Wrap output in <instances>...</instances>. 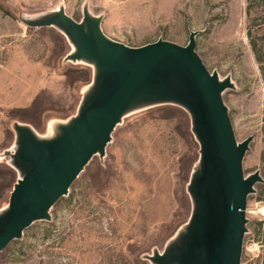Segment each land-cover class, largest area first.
Returning a JSON list of instances; mask_svg holds the SVG:
<instances>
[{
    "label": "rangeland",
    "instance_id": "1",
    "mask_svg": "<svg viewBox=\"0 0 264 264\" xmlns=\"http://www.w3.org/2000/svg\"><path fill=\"white\" fill-rule=\"evenodd\" d=\"M0 10V214L24 173L14 164L16 127L38 139L59 133L94 87L93 66L59 27L34 22L62 12L95 20L109 40L138 48L158 40L194 51L222 92L237 143L251 137L244 177L260 182L247 196L240 264H264V0H4ZM250 32V36H249ZM251 41L255 44L253 49ZM200 146L181 105L135 101L104 154L93 156L48 211L0 251V264H156L176 245L194 204L190 181Z\"/></svg>",
    "mask_w": 264,
    "mask_h": 264
},
{
    "label": "water",
    "instance_id": "2",
    "mask_svg": "<svg viewBox=\"0 0 264 264\" xmlns=\"http://www.w3.org/2000/svg\"><path fill=\"white\" fill-rule=\"evenodd\" d=\"M84 22L62 12L34 22L36 27L55 25L67 34L76 48L73 60L93 66L94 87L55 136L38 139L30 129L16 127L14 164L24 173L0 214V251L32 223L49 217V209L68 193L91 158L104 154L122 115L139 100L184 107L200 146L199 170L188 188L194 204L189 224L176 245L154 262L240 264L246 199L261 178L243 174L251 137L236 142L221 97L231 84L205 68L194 51L195 33L186 46L158 40L130 48L107 39L95 20L85 17Z\"/></svg>",
    "mask_w": 264,
    "mask_h": 264
},
{
    "label": "trees",
    "instance_id": "3",
    "mask_svg": "<svg viewBox=\"0 0 264 264\" xmlns=\"http://www.w3.org/2000/svg\"><path fill=\"white\" fill-rule=\"evenodd\" d=\"M0 10L1 11H4V12H6L7 13V10H6V6H5V1L4 0H0ZM249 36H250V32H249ZM251 45H252V47H253V49L255 48V44L251 41ZM255 57H256V60L259 62V63H262V62H264V60H263V58L261 57V56H259V54L255 51ZM262 68H261V70H262V72H263V74H264V66H261ZM93 69V68H92ZM92 75H93V77H94V72L92 73ZM188 195H189V193H188ZM189 197H190V195H189ZM190 199H191V197H190ZM191 202H192V199H191ZM193 204V203H192Z\"/></svg>",
    "mask_w": 264,
    "mask_h": 264
}]
</instances>
